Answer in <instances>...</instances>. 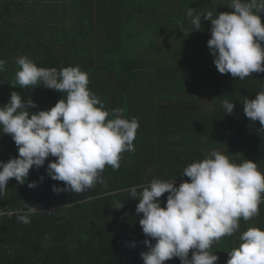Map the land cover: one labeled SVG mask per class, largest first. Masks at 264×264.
<instances>
[{"label": "trees", "instance_id": "1", "mask_svg": "<svg viewBox=\"0 0 264 264\" xmlns=\"http://www.w3.org/2000/svg\"><path fill=\"white\" fill-rule=\"evenodd\" d=\"M166 1L0 0V59L6 61L0 105L13 91L35 102L32 112L66 98L42 84L16 85V60L26 56L39 67L79 66L107 110L121 109L123 118L139 121L135 151L122 153L118 170L106 166V186L55 193L53 185L63 188L64 182L52 180L46 171L56 159L52 156L39 169L33 166L23 184L8 181L0 196V264H143L144 240L150 238L139 224L143 214H136L138 197H130L133 186L140 192L153 179H175L178 186L190 179L183 169L212 150L236 164L257 162L264 173V126L243 112V99L264 91V73L244 80L219 73L207 44L211 21L202 20L201 30H194L186 16L189 7L214 16L230 12L229 0H171L164 9ZM260 15L264 23V12ZM206 98L211 106L204 105ZM224 100L234 103L233 113H225ZM17 156L12 137L0 131V161ZM31 181L37 186L29 188ZM167 195L160 198L161 207ZM25 203L41 209L29 224L17 218ZM250 227L264 230V194L259 215L241 219L236 233L212 245L216 264H227L228 252ZM164 264L181 262L174 257Z\"/></svg>", "mask_w": 264, "mask_h": 264}, {"label": "clouds", "instance_id": "2", "mask_svg": "<svg viewBox=\"0 0 264 264\" xmlns=\"http://www.w3.org/2000/svg\"><path fill=\"white\" fill-rule=\"evenodd\" d=\"M227 6L232 11L216 16L212 11L197 13L189 7L186 16L194 30H201L202 20L211 21L207 44L219 73L239 80L264 73V23L260 15L264 0H229ZM16 63V85L32 88L42 84L66 93V98L48 110L32 112L29 108H35V102L31 98L25 102L13 91L8 103L0 105V131L10 135L18 147L17 157L0 161V196L5 195L11 178L23 184L30 169H39L49 156L56 159L47 164L48 175L64 182L63 188L53 185L55 193H82L97 183L106 186L102 176L106 166L118 170L122 153L135 151L138 119L123 118L118 108L107 110L88 88V74L79 66L60 70L39 67L26 56L17 58ZM5 65L0 59V72L5 71ZM243 104L245 116L264 126V91L254 99L245 97ZM222 106L225 113H233V102L224 100ZM182 175L190 179L178 186L175 179H153L141 186L140 192L136 186L129 190L131 198L138 197L136 214H143L139 224L150 238L144 240L148 250L141 252L143 264H164L174 257L181 264H216L219 257L210 251L212 245L236 233L241 219L248 221L259 215L264 173L257 162L245 159L236 164L228 155L212 150L206 158L186 166ZM36 186L35 181L28 183L29 188ZM165 193L166 204L161 207L160 198ZM40 211L38 206L25 203L17 218L29 224ZM239 239L240 245L228 252L227 264H264V230L250 227Z\"/></svg>", "mask_w": 264, "mask_h": 264}, {"label": "crops", "instance_id": "3", "mask_svg": "<svg viewBox=\"0 0 264 264\" xmlns=\"http://www.w3.org/2000/svg\"><path fill=\"white\" fill-rule=\"evenodd\" d=\"M11 2H17V1H21V0H10ZM23 1H28L29 3H31V2H43V1H45V0H23ZM64 1H70V0H64ZM12 4H15V3H12ZM43 4H39L38 6H39V8L42 6ZM38 6H35L34 8L35 9H37L38 8ZM38 8V9H39ZM43 8H46V9H48L49 7L48 6H44Z\"/></svg>", "mask_w": 264, "mask_h": 264}, {"label": "rangeland", "instance_id": "4", "mask_svg": "<svg viewBox=\"0 0 264 264\" xmlns=\"http://www.w3.org/2000/svg\"><path fill=\"white\" fill-rule=\"evenodd\" d=\"M171 4V0H167L166 2H163V8L165 9L167 7V5H170ZM205 103L204 105L205 106H211L213 104L212 100H208L207 98L205 99Z\"/></svg>", "mask_w": 264, "mask_h": 264}, {"label": "built area", "instance_id": "5", "mask_svg": "<svg viewBox=\"0 0 264 264\" xmlns=\"http://www.w3.org/2000/svg\"><path fill=\"white\" fill-rule=\"evenodd\" d=\"M0 215H1V212H0Z\"/></svg>", "mask_w": 264, "mask_h": 264}]
</instances>
